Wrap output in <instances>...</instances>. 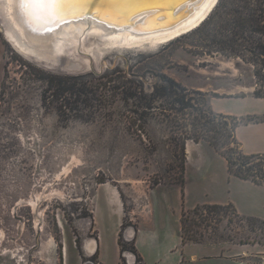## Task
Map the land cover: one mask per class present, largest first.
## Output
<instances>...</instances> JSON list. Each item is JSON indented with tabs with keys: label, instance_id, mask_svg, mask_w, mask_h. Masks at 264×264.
I'll return each mask as SVG.
<instances>
[{
	"label": "rangeland",
	"instance_id": "obj_1",
	"mask_svg": "<svg viewBox=\"0 0 264 264\" xmlns=\"http://www.w3.org/2000/svg\"><path fill=\"white\" fill-rule=\"evenodd\" d=\"M2 28L0 21L7 49L0 90V264H83V244L99 235L103 262L112 264L121 222L112 189L124 204L120 243L125 229L148 207L152 192L160 189L153 199L166 206L156 211L155 244L150 246L157 255L175 246L170 209L178 213V197L165 199L163 189L185 182L182 148L194 142L198 113L182 112L177 99L216 113L212 99L231 97L218 107L244 122L258 121L238 129L243 153L264 155V98L253 96V67L210 52L193 33L160 48H108L87 39L80 51L74 44L61 60L42 64L18 52ZM161 75L186 91L157 93L156 87H168ZM210 147L188 168L192 197L201 183H211L205 180L209 150H215ZM208 207H197L198 217L188 214L187 225L195 221L198 226L182 234V244L207 245L200 249L206 252L203 264L214 256L262 264L264 224L238 216L231 206ZM241 246L250 251L244 260L236 254ZM183 252L179 243L178 255Z\"/></svg>",
	"mask_w": 264,
	"mask_h": 264
},
{
	"label": "trees",
	"instance_id": "obj_2",
	"mask_svg": "<svg viewBox=\"0 0 264 264\" xmlns=\"http://www.w3.org/2000/svg\"><path fill=\"white\" fill-rule=\"evenodd\" d=\"M192 33L202 38L204 47L210 52L214 51L228 59H240L252 66L256 87L253 96L258 99L264 98V0H221L210 17ZM161 77L168 87H156L157 93L163 92V94L177 96L178 91H186L173 79L164 75ZM175 101L182 106V112L190 110L198 112L197 124L191 140L196 143L204 140L214 147L217 153L227 161L231 176L264 186V155L243 153L237 138V129L241 125L257 123V120L244 122L242 118L225 116L199 109L190 103L186 104L185 99ZM182 151L186 160L185 146ZM183 185L184 183L181 186ZM220 208L222 207L217 205L208 207L213 211ZM188 212H184L182 217V234L184 235L193 232L192 226H198L195 221L190 227L187 225L188 214L198 217L200 209L196 208ZM255 221L264 224V221ZM184 235L183 242H186ZM121 239L123 241L120 243L121 252L124 253L129 249L127 245L133 243H126L122 235ZM194 242L197 241L194 240ZM132 246L129 250L137 255L134 244ZM137 261H141L138 255Z\"/></svg>",
	"mask_w": 264,
	"mask_h": 264
},
{
	"label": "crops",
	"instance_id": "obj_3",
	"mask_svg": "<svg viewBox=\"0 0 264 264\" xmlns=\"http://www.w3.org/2000/svg\"><path fill=\"white\" fill-rule=\"evenodd\" d=\"M6 46L1 38L0 35V90L2 88L3 82H4V76H5V62H6ZM226 99H231V97H219L218 102H222ZM216 102V100L211 101V107L214 112L226 116H235L232 112L220 109L218 107L219 103ZM240 115V114H236ZM247 126V125H246ZM239 129V128H238ZM238 129H237V138H238ZM240 138V137H239ZM238 140H241L239 139ZM240 143V142H239ZM242 145V144H241ZM208 143H195L188 141L185 144V153H186V166H185V182L183 186H175L178 187L177 194H172V190L175 187H172L169 190H164L165 192V199L169 200V197L175 198L177 196V203H178V213L176 212V208L173 206V209H170L171 215L173 216V219H175V225L173 228V233L171 234L174 236V245L170 248L166 254H163V252L157 255L156 250L150 246V244H155L154 242V223H155V216L156 211L158 212L159 209L165 208V204L162 203L161 205L159 203L155 204V201L153 199L154 192L160 190L156 189L152 192L151 198L149 200L148 207L140 213V217L137 218L136 224H131L135 230H136V237L133 241V244L135 246L137 255L139 259L141 260L140 264H185V259L188 260V264H203V261L205 259V253L202 254V250L200 249L205 248L207 245H195V244H182V217L183 213L186 211H191L199 206H231L235 210L236 214L242 218L245 219H255L259 221H264V186L256 185L250 181H245L242 179H239L237 177L231 176L228 171V164L227 161L220 156L215 150L210 149L211 157L209 159V168L207 167L206 170H208L207 177L205 180L210 179L211 183L205 187L204 183H201V187L199 192L196 194L191 195V192L188 189L189 179L187 177V171L188 168L192 167V164H195L197 161H200L199 159H196V155L201 152V150H205L206 148H209ZM212 148V147H210ZM242 148L244 149L243 145ZM105 189V188H103ZM101 190V189H100ZM107 190V189H106ZM99 191V190H98ZM112 192L114 195L111 197L113 200V204L116 205L117 210L120 213L121 222L117 229V235L115 238V248L117 249L114 262L112 264H124L123 261H125V258L129 260L128 264H137V256L133 253L130 256H127L126 253L121 252L120 247V234L121 229L124 225V218H125V211H124V204L119 198V195L115 191V189H112ZM189 197L191 198V203H188ZM110 201V199L108 198ZM107 200V201H108ZM185 200L187 203H185ZM157 205V206H156ZM160 213V212H158ZM164 214V212H163ZM95 215V213H93ZM123 234V233H122ZM99 235V233H98ZM100 237V235H99ZM97 238L94 240L96 242V251L95 253H91L89 249L86 248L87 243L84 247V257H86L87 261H85L83 264L88 263L92 261L91 259L97 257V260H94L95 264H105L104 259L105 256L103 253L104 250L102 248L101 240L102 238ZM164 243V242H163ZM181 244V247H184V252L181 256L178 255V245ZM207 247L205 248V250ZM155 250V251H154ZM198 250V251H197ZM156 252V253H155ZM264 254V251L259 252ZM186 254V255H185ZM236 254H239L241 256V260H244V258L249 257L250 251L249 248L246 246H241L239 252ZM135 256V257H134ZM213 257V256H212ZM260 258V257H259ZM182 259L183 262H180ZM262 259L264 260V256H262ZM207 261V260H206ZM211 261H215L217 264H244L243 262H236L231 261L228 259H225L223 257H215L212 258L209 262L211 264ZM138 263V264H139ZM264 263V262H263Z\"/></svg>",
	"mask_w": 264,
	"mask_h": 264
},
{
	"label": "water",
	"instance_id": "obj_4",
	"mask_svg": "<svg viewBox=\"0 0 264 264\" xmlns=\"http://www.w3.org/2000/svg\"><path fill=\"white\" fill-rule=\"evenodd\" d=\"M220 1L216 0L213 7L208 10L207 15L196 25L178 33L170 41L198 29L210 17ZM207 2L208 0H64L51 13L48 12L51 4L48 0H12L13 13L11 17L4 18L0 11V21L7 39L6 31L9 29L13 32L10 22L15 19V23L27 34L26 39L23 38L22 41L33 49L39 50L40 53H45L43 50L51 48L48 46L47 41L43 43V40L39 38L51 34L62 26L87 22L105 27L117 34H129L134 38L148 37L172 31L189 22ZM0 3L3 4V1L0 0ZM18 3L28 7L27 9L34 16H37L39 23L35 22L32 26L23 28L22 22L15 15ZM31 38H34L33 42L30 41ZM8 41L11 43L10 40ZM11 44L15 48L13 43ZM28 57L38 62L41 61V63L57 61L55 60L57 57L56 51L52 53V57L48 58L36 52H31ZM122 237L126 243H133L136 237L135 228L132 225L126 228ZM96 248L94 251H89L95 253ZM85 264L95 263L90 261Z\"/></svg>",
	"mask_w": 264,
	"mask_h": 264
},
{
	"label": "bare ground",
	"instance_id": "obj_5",
	"mask_svg": "<svg viewBox=\"0 0 264 264\" xmlns=\"http://www.w3.org/2000/svg\"><path fill=\"white\" fill-rule=\"evenodd\" d=\"M2 1H3V4L0 3V11L2 14L1 13L0 14L4 18L11 17V14L13 13V9L11 8L12 0H2ZM215 2L216 0H208V2L197 12V14L189 22L179 26L178 28L172 31L166 32V33H161V34L152 35L148 37L134 38V37H131L129 34H123V33L117 34V33H114L113 31L107 30L105 27L96 26V25H93L87 22H81V23H75V24L62 26L58 30L52 32L51 34L40 37L39 39L43 40V43L47 41L48 46L51 48V49L43 50V52L45 53H40L39 50L33 49L31 46L27 45L24 41H22L23 38L26 39L27 34H25L24 31L20 28V26L15 23L16 22L15 19L10 22L13 32L7 29L6 35L8 36V40H10L11 43H13V45L15 46V48L20 53H22L25 57L30 58L28 57L30 53L36 52L39 55H43L48 58V57H52V53L56 51L57 57L55 58V60H58V61L61 60L65 54L68 53L69 47L73 46L74 44H77V47H78L77 51H80L83 44H85L84 39L86 40L90 39L93 42L98 43V45L100 46L105 45L108 48L131 49V48H137L140 46L148 47V48L149 46L151 47L158 46L160 48L162 45L169 43L172 37H174L178 33L192 27L193 25H196L201 19H203L207 15L208 10L211 7H213ZM56 6L57 5H53L51 3L49 5L48 12H51V13L54 12L57 9ZM27 8L28 7H26L22 3H18L16 7V13H15L16 18L22 22L23 28L32 26V24L33 23L35 24V22L39 23L37 16H34V14H32ZM19 34H20V38H19ZM31 39L32 40L30 41L33 42L34 38H31ZM83 52L84 54L86 53V55L89 52V48H87L86 45H84L83 47ZM86 57H89V56H86ZM92 60H93V57H92ZM92 66H93V63H92ZM81 68L84 69L83 66ZM95 247H96V242L94 240L88 241L86 245L87 249H89L90 251H94Z\"/></svg>",
	"mask_w": 264,
	"mask_h": 264
},
{
	"label": "snow or ice",
	"instance_id": "obj_6",
	"mask_svg": "<svg viewBox=\"0 0 264 264\" xmlns=\"http://www.w3.org/2000/svg\"><path fill=\"white\" fill-rule=\"evenodd\" d=\"M48 2L52 3L53 5H59L62 2H64V0H48Z\"/></svg>",
	"mask_w": 264,
	"mask_h": 264
},
{
	"label": "flooded vegetation",
	"instance_id": "obj_7",
	"mask_svg": "<svg viewBox=\"0 0 264 264\" xmlns=\"http://www.w3.org/2000/svg\"><path fill=\"white\" fill-rule=\"evenodd\" d=\"M88 241H89V240H88ZM86 242H87V241H86ZM85 244H86V243H84V244H83V252H84V250H85V249H84V247H85ZM124 253H126V254H128V255H129V254H130V255H132V254H133V252H132L131 250H129V249H128V250H126ZM91 260H92V261H94L93 259H91Z\"/></svg>",
	"mask_w": 264,
	"mask_h": 264
},
{
	"label": "built area",
	"instance_id": "obj_8",
	"mask_svg": "<svg viewBox=\"0 0 264 264\" xmlns=\"http://www.w3.org/2000/svg\"><path fill=\"white\" fill-rule=\"evenodd\" d=\"M262 264H264V263H262Z\"/></svg>",
	"mask_w": 264,
	"mask_h": 264
}]
</instances>
